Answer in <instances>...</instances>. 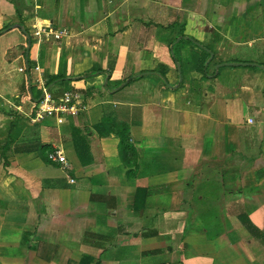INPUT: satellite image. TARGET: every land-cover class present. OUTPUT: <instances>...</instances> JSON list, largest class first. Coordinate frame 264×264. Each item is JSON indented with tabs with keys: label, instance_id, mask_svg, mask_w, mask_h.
<instances>
[{
	"label": "crops",
	"instance_id": "1",
	"mask_svg": "<svg viewBox=\"0 0 264 264\" xmlns=\"http://www.w3.org/2000/svg\"><path fill=\"white\" fill-rule=\"evenodd\" d=\"M5 27L0 264H264V61L237 57L264 0H0ZM45 91L80 109L38 118Z\"/></svg>",
	"mask_w": 264,
	"mask_h": 264
},
{
	"label": "built area",
	"instance_id": "2",
	"mask_svg": "<svg viewBox=\"0 0 264 264\" xmlns=\"http://www.w3.org/2000/svg\"><path fill=\"white\" fill-rule=\"evenodd\" d=\"M34 36L38 37L39 41L41 39H49V37H54L56 39L61 38V33L54 31H49L47 29L41 28L37 29L34 32ZM21 70H25L24 68H21ZM80 94L77 92L72 91H66L64 92L62 98L59 100V104L54 105L51 104V94L48 91L44 92V96L41 100V105L37 113L38 118H43L45 114H52L54 112H61L64 114L67 113H77V111L80 109ZM48 157L52 161H58L60 163L67 164V158L63 151H54L49 152ZM73 181V179H72Z\"/></svg>",
	"mask_w": 264,
	"mask_h": 264
},
{
	"label": "trees",
	"instance_id": "3",
	"mask_svg": "<svg viewBox=\"0 0 264 264\" xmlns=\"http://www.w3.org/2000/svg\"><path fill=\"white\" fill-rule=\"evenodd\" d=\"M7 27H5V28H3V29H0V36L1 35H3L4 34V30L6 29ZM25 29H26V31L29 33V31H28V29L26 28V27H24ZM190 40L193 42V43H197L198 45H200V46H202L203 48H201V51H202V53H203V55L200 57V59H199V63H198V67H199V69H201V70H203L204 71V67H205V64H206V62H207V60L209 59V57H210V53L204 48V46L200 43V41L199 40H197V39H195V38H193V37H191L190 38ZM27 51V48H26V46H25V49H24V53ZM29 66H30V68H31V64L29 63ZM98 73V71L97 70H95V69H93V70H90V71H88V72H86V73H84L83 74V77L85 78V77H91V76H94V75H96ZM208 74V73H207ZM206 74V75H207ZM207 77V76H206ZM58 79H60V80H62V79H64V77L63 76H55L54 77V79H53V81H57ZM53 81H51V82H53ZM51 82H49L48 83V85L49 84H51ZM25 83H26V92H27V94L28 95H30L31 97H32V90L28 87V79H26V81H25ZM35 99L37 98V97H34ZM33 98V99H34Z\"/></svg>",
	"mask_w": 264,
	"mask_h": 264
},
{
	"label": "rangeland",
	"instance_id": "4",
	"mask_svg": "<svg viewBox=\"0 0 264 264\" xmlns=\"http://www.w3.org/2000/svg\"><path fill=\"white\" fill-rule=\"evenodd\" d=\"M257 13H255V15H256ZM257 16H261L262 17V15L261 14H258ZM17 30V29H16ZM16 30H13L12 32H14V31H16ZM12 32H9V33H11V34H9L8 36H11L12 35ZM16 33H18V32H16ZM20 34V33H19ZM186 36V35H185ZM39 40V39H38ZM23 41H24V39H23ZM22 41V42H23ZM44 41V39H41L40 40V42H43ZM32 44L33 43H36L37 42V39L36 38H32ZM248 46V45H247ZM250 47V46H249ZM29 48V44H27V49ZM252 48H254V47H252ZM12 50V49H11ZM261 52H260V54H259V51L256 49V48H254V49H250V48H248V47H246V46H244V47H242L241 49H239L238 50V59H242V60H253V59H259V60H261V61H264V59H262V58H264V57H261ZM258 57H260V58H258ZM18 63H20V64H22L21 62H19L18 61ZM18 63H16V73H19V71L17 70L18 69V67H19V65H18ZM236 63H244V62H236ZM253 63H255V62H253ZM264 63V62H263ZM30 64H32V62H30ZM258 64V63H257ZM260 65V64H259ZM34 92L35 93H37V88L35 87V89H34Z\"/></svg>",
	"mask_w": 264,
	"mask_h": 264
},
{
	"label": "water",
	"instance_id": "5",
	"mask_svg": "<svg viewBox=\"0 0 264 264\" xmlns=\"http://www.w3.org/2000/svg\"><path fill=\"white\" fill-rule=\"evenodd\" d=\"M10 28H12V27H9V28H6L4 31H7V30H9ZM24 32L26 33V35H27V37L29 38V41L31 40V36H30V34L26 31V30H24ZM210 53H211V58L213 57V53L209 50V49H207ZM235 65V64H254V65H256L255 63H236V62H225V63H220L219 64V66H222V65ZM258 66H260L261 68H263L264 69V66L263 65H258ZM28 67V76H29V80H30V72H29V66H27Z\"/></svg>",
	"mask_w": 264,
	"mask_h": 264
}]
</instances>
